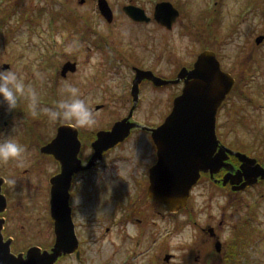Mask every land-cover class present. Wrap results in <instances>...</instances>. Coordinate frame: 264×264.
<instances>
[{
	"label": "rangeland",
	"instance_id": "374dc122",
	"mask_svg": "<svg viewBox=\"0 0 264 264\" xmlns=\"http://www.w3.org/2000/svg\"><path fill=\"white\" fill-rule=\"evenodd\" d=\"M150 1L155 4L160 0H145L151 7ZM165 1L177 6L181 13L173 30L156 28L148 33L145 29L144 35L140 30L133 34L136 26H126L129 23L120 9L126 0H110L117 11L116 22L110 25L81 0H0V69H13L37 93L34 108L29 98H21L18 111L12 115L6 114V106L0 101V133L14 135L24 146L20 158L0 161V178L6 180L3 193L10 197H7L8 224L18 254L25 248L49 249L55 241L49 182L59 169L40 149L52 142L61 121L63 126H78L73 121H53L44 112L62 98L60 90L64 82L79 88L90 109L98 103L107 104L101 112H93L94 125L78 126L89 135L110 131L128 112L125 109L129 103H121L129 91L128 76L121 75L120 79L111 74L98 84L96 70L100 61H85L86 46H77L80 38L90 37L85 40L87 44L131 45L138 54L145 50L141 56L148 60L141 63L143 66H148L155 56L161 57L156 63L157 72L167 78L176 76L175 72L182 74L197 59L202 46L207 45L217 54L223 71L231 65L235 53L250 47L255 49L253 53L251 49V57L264 61V43L257 44V39L264 36V0ZM107 28L113 31L108 32ZM94 29L104 34H96ZM153 35V39L148 38ZM200 37L207 44L202 45ZM66 65L77 66L76 75L61 78ZM252 67L253 72L258 68L257 64ZM256 79L254 82H261L264 77L257 75ZM163 86L155 90L143 88L142 106L134 116L136 122L145 127L158 126L170 115L169 107L173 109L176 98H172L171 104L166 101L165 94L170 90ZM249 86H242L231 104L228 102L219 113L217 133L227 148L251 156L260 154L262 161L264 112L245 106L242 97L257 89L256 83ZM175 92L170 91L172 96ZM122 144L119 149L118 145L107 152L113 157L107 163H117V169L103 172L110 180L115 179L112 188L118 187L120 191L129 189L128 174L133 173L137 161H143L141 156L154 154L151 138L144 131L134 132ZM88 151V155L93 154ZM116 156H121L123 162ZM145 162L150 165L149 160ZM91 194L82 197L73 214L77 232L86 242L84 264H264V184L239 194L231 189L208 190L202 184L192 202L189 201L188 209L173 215L156 202L147 204L144 223L147 225L145 221L150 220V229L134 225L133 232H129L128 224L114 226L112 217L118 213L113 206L115 190L112 189V194L96 190ZM189 225L190 232L182 235ZM202 228L206 232L213 230L217 238V232L222 236L224 247L220 253L216 243L208 242ZM178 236L181 239L173 246L171 241ZM236 240L239 242L236 259H227L229 254L225 253L232 250L230 244ZM223 249L226 259L222 257ZM61 264L69 263L65 260Z\"/></svg>",
	"mask_w": 264,
	"mask_h": 264
},
{
	"label": "water",
	"instance_id": "95a60500",
	"mask_svg": "<svg viewBox=\"0 0 264 264\" xmlns=\"http://www.w3.org/2000/svg\"><path fill=\"white\" fill-rule=\"evenodd\" d=\"M106 5L107 2L101 1L104 16L112 22L113 13ZM127 12L137 22L145 20L135 8L131 7ZM179 17V11L171 3H163L157 8V21L169 29L173 28ZM263 42L264 37L257 40L258 45ZM75 71V65H66L63 76ZM181 77H188L183 95L176 99L173 112L163 126L152 131L159 161L151 172L149 196L168 206L171 212H178L186 207L201 173L217 174L224 168L233 171L232 166L227 163L230 156L239 158L242 165L237 173L233 171L226 176L224 186L231 184L235 192H242L257 185L259 180H264V168L255 160L220 146L216 130L218 113L232 90L233 80L222 72L216 56L204 53L194 71L185 70ZM147 78L157 86L169 84L151 74L143 73L134 84L135 97H138L140 83ZM130 119L131 117L117 123L109 132L97 135V141L93 145L95 155L87 168H80L78 154L81 145L77 130L71 127H63L58 140L43 148L45 155L56 157L62 165L61 175L51 180V213L55 221L56 244L51 252L32 248L26 257L15 256L11 253L9 244H3L0 234V264H56L60 258L77 250V237L69 206L72 178L81 170L93 168L104 153L124 143L131 136L137 124ZM69 138L71 143H66L65 146L64 141ZM4 183V179H0V214L7 208L6 198L2 194ZM2 223L0 220V233ZM221 250L222 244L219 242L217 251L220 253Z\"/></svg>",
	"mask_w": 264,
	"mask_h": 264
},
{
	"label": "flooded vegetation",
	"instance_id": "af4514ba",
	"mask_svg": "<svg viewBox=\"0 0 264 264\" xmlns=\"http://www.w3.org/2000/svg\"><path fill=\"white\" fill-rule=\"evenodd\" d=\"M81 1H82V3L84 2L83 4H86L85 6L92 7L91 10L96 11V13L98 14L97 17L99 19L104 20L108 25H110L107 18L103 14V11H102L103 7H101V1L107 2L108 5H106V7L109 8L111 10V12L113 13V23L112 24H115L116 18H117V14H116L117 11H116L115 6L112 5L113 3L112 4L110 3V0H81ZM163 2H167V1L160 0L158 3H155V4L150 1V3L152 4L150 7L147 4V2H145V0H126V2L122 6H120V9L122 11L121 12L122 15L125 17V19L129 23V24H126V26H130V27H131V25L136 26L133 34H136L140 30L141 33H143L145 35V33H144L145 29H147L148 33H150V32L155 31L156 28H158L160 31L171 32V30H173V29H168L156 21L157 6ZM131 7L138 10V13L142 14L144 16L145 20L143 22H137V21L133 20V18L131 16H129L127 10H129V8H131ZM123 28L124 27H121L120 29H123ZM97 30L98 31H96L94 29L93 31H95L96 34H104L99 29H97ZM135 30H136V32H135ZM107 31L108 32L113 31V29L107 28ZM110 34L115 36L114 32H111ZM144 35H142L143 41H145ZM89 38L90 37H83V40L80 38V41H79L80 43H78L77 46L78 47H82L84 45L86 46L85 50H86L87 60H85V61L92 62L93 60H96V59H98L100 61L99 67L96 70L98 73V77H97L98 84L101 85L104 80L105 81L107 80L108 75H111V74L117 75V77H119L120 79L123 76H126V75L128 76L127 89H129V91L121 99L122 105H125V103H127V102L129 103V106L125 109V112H127V111L128 112L126 115H124L125 116L124 118L120 119V121H123V120L131 117V115H132L130 121L132 123L137 124V128L132 131V134L136 131H144V133L149 134L151 141H152V148L154 149V154L152 156H149V157L146 155H142L141 160H143V161H137L135 163V166L133 168V173L129 172V174H128V181L130 182L129 189L124 190V191H120V189L118 187H115V186L112 188V184H113L112 182H115V179L110 180L111 177L109 178L107 175H105L103 173V172H106L110 169H112V170L117 169V163H115L113 165H110L109 163H107L108 159H110V158L113 159L112 154H110V153H107L105 155V158L103 160L99 161L98 163H96L93 168L84 169V170H81L80 172H78L77 174H75L72 178L71 189H70V195H71L70 205H71V209H72V216H73L74 212L77 211V208H76L77 204L80 203V200L82 199V197L88 196L94 190L98 191L99 193L100 192H103V193H110L111 192V194H112V189H113V190H115V195H114V199H113V206L118 211L116 216L112 217L113 223H115L114 226H125L126 224H128V225L132 224V225H135L136 227L142 226V228L148 227L150 229L149 226L152 223H150V220H146L145 222H147V225H145L144 219H145V214H146V205L147 204H153L155 202L153 199H151L149 197V191H150V187H151L150 176H151V170L157 165L158 159H159L157 156V148H156V145H155L154 140H153L152 131L160 128L165 123L166 119L172 114L173 109L171 110V105H170V107H169V109H170L169 114L170 115H168L164 119L163 123L158 125V126L145 127L144 125L136 122L134 116L136 115L137 111L142 106L143 101H142L141 95H142L143 88L148 87V88H151L153 90L160 89V88H158L155 85V83L153 81L149 80L148 78L143 79V81L139 85L138 97H135L133 95V86H134L133 84L138 79V76H141L143 73L151 74L152 76L161 78L162 80L169 82L170 84H168L167 86H163V87H166L170 91H172V89L176 90V92L173 94V96L171 95L170 91H168V93L165 94V96H167L166 101H168L171 104L172 98L177 99L179 96H181V94H183V92L186 88L188 79L186 77V78L180 80L177 72H175L176 76L168 77V78L159 74L157 72L158 68L156 66V63H158L160 60H162L161 57L159 58V57L155 56V58L151 59V63L148 66H143L141 63L147 62V60H148V58L141 56L143 52L145 54V50L139 52V54H138V51L135 49H132L131 45H110L109 43L108 44H104V43H97V44L88 43L87 44L85 42V40L88 41ZM148 38L153 39L154 35H153V37L149 36ZM200 40L202 42L201 43L202 45L204 43L207 44V41H204L202 39V37H200ZM83 42H85V43H83ZM251 49H252V51H251ZM207 50L213 51L208 47V45L205 47L202 46V48L199 50L198 56ZM250 51H251V53H253L255 51V49H253V47L252 48L250 47L249 49L241 50L238 53H235L234 57L232 58L231 65L229 66L227 71H224V72L228 73L230 75V77L232 78L233 88L231 90L230 95L227 97L226 101L224 102L221 109L219 110V113H221L223 111V109H225L228 102L231 104V102L234 99L235 94H237V92L239 91V89L242 86L251 87L249 85H255V83H256L257 89L255 91H251L250 95L248 94L247 96H244V98L242 97V99H243L245 106H249L250 108H253L258 112L259 111L264 112V103H263L264 102V94H263L264 79L261 80V82H254V80L255 81L258 80V79H256L257 75L264 77V65L263 66L260 65L264 61H261L259 59H253L251 57ZM213 52H215V51H213ZM113 58H115V59L113 60ZM251 59H253L254 61ZM196 60L191 65H189V67L187 68L189 71H192L194 69V65H195ZM113 61H114V64H113ZM254 64L255 65L257 64V66H258V68L256 69L255 72H253V69H252L253 68L252 65H254ZM76 70H77V66H76ZM181 70L179 72H181ZM76 72L77 71L69 73L68 77L65 79H68L69 77H72L73 75H76ZM121 75H122V77H121ZM60 76H61V78H63L62 74H60ZM149 77H150V75H149ZM177 80H178V82H177ZM130 83H131V85H130ZM106 107H107L106 103H104V104L98 103V104H95L93 106V108H91V110H92V112H97V111L101 112ZM120 121H118V122H120ZM64 125L72 126L76 130H78L77 131L78 132L77 138H78L79 142L81 143L80 151L78 154V159L81 161L80 168L88 167L90 165V162L93 159V156H94L93 144L96 142L97 134L99 132L96 133L95 135H89V133H85L82 129H80L76 125H72V124H64ZM62 126L63 125H62V121H61L60 125L57 127V129L55 131L56 134H55L52 142L53 141L55 142L58 140L59 131H60V128ZM132 134H131V136H132ZM74 136H75V133H74ZM217 136H218V133H217ZM65 141H64L65 146L67 145L66 143H68V144H69V142L71 143L70 138H69V140L67 139ZM221 145H223V144L221 143ZM122 146H123V144L119 145L117 148L119 149V147H122ZM117 148L114 151H117L118 150ZM87 150H89L88 152H90L92 150L93 154L88 155L86 153ZM219 152H220V149L218 150L217 154H219ZM236 152H238V151H236ZM263 152H264V150L262 151V153ZM244 154L247 155L248 157H250L251 159H255L257 164H260L264 168V159L262 161H261V159H259L260 154L252 155V156L250 155V153L245 152ZM50 158L58 165L59 171L56 172L52 177V178H57L61 173V163H60L59 159H57L56 157H50ZM116 158H118L120 161L123 162V159L121 158V156H116ZM146 160H149L150 165H148L147 162H145ZM228 164L232 166V167L231 166H229V167H231L233 169L234 173H237L241 169V164L235 156H230V158L228 160ZM233 171H231L230 168H224L221 172H219L217 174H213V175L211 173H202L200 181L198 182L197 186L193 188V190L191 192V196L189 197L188 203L190 204V202H192V199H193L195 192L198 190L199 187H201L202 184H205L206 187L208 188V190H216V189L221 188L222 190L231 189V191H232L231 185H228L227 187L223 186V178H225L224 176H226L229 172L233 173ZM259 184H264V181H259ZM49 192H51L50 182H49ZM7 197H8V199H10V197L8 195H7ZM8 199H7V201H8ZM93 199L102 201L100 197H95ZM157 204H158V206L161 205L159 203H157ZM166 209L169 212V214L173 215L172 213H170V211L167 207H166ZM187 209L188 208H186V210ZM154 215H155V213H154ZM50 218L52 219L51 215H50ZM0 220L3 222L2 228H1V233H0L1 238H2V242L4 245L9 244L10 249L13 252H16L15 247H17V246L14 243L15 239L12 237V232L9 229L8 212L7 211L5 213H3L2 215H0ZM52 221H53V225H54V220L52 219ZM73 221H74V218H73ZM74 224H75V231H76V235H77V239H78V249L71 256L61 258L57 264H61L65 260H67L69 264H72V263L73 264H76V263L77 264H84V261H85L84 245L86 244V242L84 241V239L81 240V237L77 232V224L75 223V221H74ZM154 225H155V223H153V226ZM221 227L224 229V227H225L224 222H222ZM201 231H202L203 235L209 240L208 242L217 243L219 238L221 239L219 241L222 242V236L219 235L218 232H217V234H218L219 238H217L216 236L213 237L210 234V232H206V230L204 228H202ZM54 236H55V232H54ZM154 242H155V240L153 239V243ZM55 244H56V236H55L54 244L51 248H49V249L41 248V249L43 251H51L53 249V247L55 246ZM222 244L224 247V242ZM28 250H29V248H25L24 250H20L21 252L19 254H24V256L26 257ZM19 254L16 252V255H19ZM223 254H224V249L222 251V257H223ZM225 254H229V253L226 252ZM223 258L226 259V256H224Z\"/></svg>",
	"mask_w": 264,
	"mask_h": 264
},
{
	"label": "clouds",
	"instance_id": "9594fccd",
	"mask_svg": "<svg viewBox=\"0 0 264 264\" xmlns=\"http://www.w3.org/2000/svg\"><path fill=\"white\" fill-rule=\"evenodd\" d=\"M62 98L58 100L53 108H45L44 112L49 119L55 121L62 119L73 121L80 127H90L95 124V117L89 108L87 101L82 98L79 88L68 82H64L61 88ZM29 98L32 101L31 107H35L37 99L36 91L26 85L23 79L11 68L0 69V101L6 106V114L12 115L18 111L21 98ZM17 122H15V131ZM24 152V146L14 135H5L0 133V161L8 162L18 159ZM134 225L129 224V232L134 231ZM191 230L189 225L185 229L186 235ZM181 239V236L174 238L171 244L175 246Z\"/></svg>",
	"mask_w": 264,
	"mask_h": 264
},
{
	"label": "trees",
	"instance_id": "16d2710c",
	"mask_svg": "<svg viewBox=\"0 0 264 264\" xmlns=\"http://www.w3.org/2000/svg\"><path fill=\"white\" fill-rule=\"evenodd\" d=\"M237 239H239V238H237ZM230 245H232V250L229 251V257L227 259H229L230 257L232 259H236L239 242L237 240L236 241H232Z\"/></svg>",
	"mask_w": 264,
	"mask_h": 264
}]
</instances>
